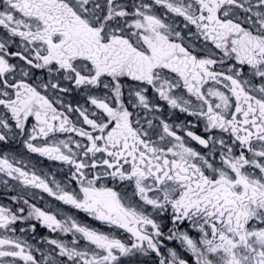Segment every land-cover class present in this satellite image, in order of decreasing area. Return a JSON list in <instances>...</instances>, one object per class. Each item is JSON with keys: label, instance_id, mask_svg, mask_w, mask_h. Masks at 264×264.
<instances>
[{"label": "snow or ice", "instance_id": "1", "mask_svg": "<svg viewBox=\"0 0 264 264\" xmlns=\"http://www.w3.org/2000/svg\"><path fill=\"white\" fill-rule=\"evenodd\" d=\"M0 264H264V0H0Z\"/></svg>", "mask_w": 264, "mask_h": 264}]
</instances>
